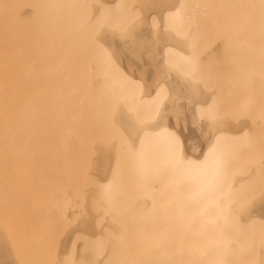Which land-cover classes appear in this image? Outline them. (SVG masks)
<instances>
[{
  "label": "bare ground",
  "instance_id": "6f19581e",
  "mask_svg": "<svg viewBox=\"0 0 264 264\" xmlns=\"http://www.w3.org/2000/svg\"><path fill=\"white\" fill-rule=\"evenodd\" d=\"M121 1L122 0H116L115 3L112 4L111 10L116 13L121 12L123 10ZM2 2L3 3L0 2V6L4 4V1ZM100 3L102 2L100 1ZM144 4L152 5L153 9H157V12L146 16V23L149 25V30L142 36L139 35L137 37L135 45L137 43L138 45L136 47H134L135 45L122 46L115 43V47L113 48L105 32V34H102L100 40H96L95 67H98L101 76L98 88L101 93L99 94L101 99L106 101L109 106L106 112H110L111 114L112 123L114 124L111 130L115 133V137L118 140L116 144L117 148L115 147L116 150L114 149L115 154L111 153L114 155V157L111 155L113 158L112 161H109L110 163L108 164L105 162V164V158L103 156L104 160L101 166H98L100 168L99 171L103 172L106 168H108V171L106 174L107 176L97 182V191L98 198L102 204L101 209H103L104 214L109 217L116 229H107L108 231L106 230L103 234L95 233L96 235H94V237H92L94 233H92L91 237L85 235L86 237H84L86 239L84 242L90 247L89 249L94 251L95 257L102 258L101 260L107 257V261L109 256L118 261H123L125 259L131 260L132 262L136 256L139 258L144 256V258L147 259L145 261L150 260L148 264H264V222L257 216V211L260 207L252 205V189L255 185V178L252 177L251 170L253 169L252 157L257 151L256 142L253 139L252 133L245 128L246 125H244L245 127H240L241 125L239 127L233 126L227 121L228 119H225L226 116L222 109L221 97L217 95L218 92L217 94L214 92L208 93L203 88V86H206L207 82H211L210 79L215 77L216 74L210 70L213 65H210V63L208 64V62L207 64H203L202 60L204 58L201 60L202 56L200 57L197 48L199 47L197 46L199 34L195 30V26L198 25L199 17H204L206 20L214 23L223 20L225 28L231 29L234 27L238 31L244 29L249 32L251 30V37L255 35L257 36H254L255 38L264 42V0H144ZM51 8L49 10H52ZM1 9H4L3 5ZM1 9L0 15L2 14ZM10 9L12 11L15 10L12 6ZM26 10H28V8ZM49 10L45 13L47 14ZM35 11L36 9L34 10V14ZM230 11L233 12L231 13ZM10 13L11 12H9V14ZM35 15L37 16V14ZM103 15H105V12H102L95 20H99L98 28H101L102 25H106L102 21L106 20V17H103ZM138 15L140 14L138 13ZM25 17L26 16H24V18ZM40 17L44 18V16ZM1 18L0 16V20ZM37 19L38 18H36V20ZM44 19L46 20V18ZM27 25H29V23ZM10 29V20H1L0 48L2 49L0 50V59L6 62L10 60H8L9 54L6 55L9 53L8 49L10 50L11 47V40L9 38L11 35ZM30 30L31 27L29 31ZM122 30H124V27L123 24H120L118 27L120 33H112L115 36L111 37L120 38ZM32 31L34 30L32 29ZM33 33L31 35H33ZM248 34L250 33H247V35ZM204 35L206 34L204 33ZM28 39L30 38L28 37ZM52 41L54 42V39H52ZM245 41H247V39ZM255 41L253 43H255ZM257 45L259 46V44ZM247 47H249V45ZM235 48L236 46L234 49ZM259 48H261V46ZM248 50H252V47H249ZM254 50H262L264 53V46L262 49ZM118 57L121 58V64L118 61ZM250 57L248 59L249 61H251ZM233 58L235 57H232V59ZM253 59L254 61L252 60L253 62L251 61V64H249L246 57L245 64L243 60H239L240 63H238L242 64V66H237L238 71L234 73L231 72L232 74L227 77L217 78L220 87L227 84L231 87L239 85L238 87H234L239 88L240 85H243L245 82L251 83L253 81L252 76H254L252 73L254 74V72H256L258 74V72L261 73L260 70H264V54ZM233 61H235V59H233ZM12 62L9 61L8 65H12ZM65 62H67V60ZM122 62L128 63L129 66L135 69V73L138 77H132L129 71L126 72L123 67H121ZM69 63L70 62H68V64ZM0 64L3 66L1 60ZM8 65L5 64V66ZM234 65H237V63ZM13 67L15 68V66ZM9 68L7 69L6 67V69L0 70V200L3 201L2 208L0 206V211L1 215L4 217L2 218L1 216L0 218L2 220L4 219V221L1 219L0 221L4 224L3 226H8L14 221L15 216L13 218V215H8L6 211L10 206L11 200L14 201V199H18L17 196L15 198V195H13L16 190L14 191L12 189L18 185L21 188L19 189L23 190V181H21V179H24L23 177L26 172L22 174V169L24 171L26 167L27 170H29V162L27 163L28 160L26 156L24 157V152L27 148H24L25 151L21 148V146H28L22 145L21 143H23L22 141L24 140L26 143L29 138L27 132L24 131L23 125L19 126L16 124L15 126L13 124L12 120L16 117L13 119L11 117H13L15 113H13L12 116L11 110H9L11 100L9 98L10 80L13 79V73L11 74ZM19 68L21 69V67ZM239 68L242 69L239 70ZM36 70H39V68ZM34 75V77H36L37 74ZM259 75H257L259 79L263 78L261 77L262 75ZM47 79L49 78L47 77ZM40 81L42 82V80ZM260 81L262 82V80H259L257 84ZM48 82L49 80L47 84ZM42 84H44V82ZM218 84L215 85L217 86ZM259 85L261 87V83H259ZM16 87H14V89ZM20 88L22 89V87ZM53 90L56 91V88ZM240 90H242V88ZM251 90H253V88ZM39 91L41 92V90ZM58 94L59 93H57V97L60 99ZM257 94L258 93L255 92L256 96H252V99L255 98V101ZM230 95L229 93V96ZM224 96L222 97L224 98ZM238 97L240 98V96ZM249 98L251 100V97ZM18 100H20V98ZM22 100L26 101V99ZM250 100H246L247 104ZM33 102H35V100ZM22 103L23 102L20 104ZM26 104L27 101L24 105ZM27 112L28 111H26V113ZM237 112L235 114H237ZM227 113L228 112H226V114ZM227 118L230 119L228 115ZM24 120L26 121L25 118L23 121ZM13 125L16 127L15 131ZM25 126L26 130L28 125L25 124ZM17 127L21 128L18 130ZM63 127L64 126H61V129H63ZM22 129L27 137H23L25 134L21 132ZM16 132L19 133L17 134ZM20 133L22 134L21 136ZM15 134L23 139L20 143L21 145L18 146L19 148L16 149L14 147V145L16 146L14 143L16 139ZM18 142L20 141L17 140V145ZM210 150L212 151L207 163L200 168L184 167L180 165L175 158L179 154L182 155L184 160L200 162L205 160V156L210 153ZM15 152L18 153L16 154L18 158L14 155ZM26 152H28V150ZM63 154H65V152ZM14 156L17 160L14 159ZM52 156L53 155L49 157L48 155L47 157L51 159ZM65 156L66 155H64V157ZM108 158H110V156ZM23 159L25 161L27 160L25 162L26 165L23 163ZM110 159L106 160L108 161ZM15 160L19 165L18 167H20V172L17 170L18 174L20 173L17 177H20V179L16 181L17 183H15L16 185L13 187L14 183L12 178L17 174V171H15L17 168L14 169L16 173L13 174V168L17 165L15 164ZM51 162L48 164H51ZM52 165L54 166H49L54 169L56 166L55 163L53 162ZM61 165L58 164L57 166L62 167L63 170V167L65 168V163L62 162ZM63 171L65 174L66 171ZM39 174L41 175L40 172ZM52 174H54L53 171ZM68 175H70V173ZM26 178V180H28V177ZM54 179V182H57L56 177ZM27 184L29 183L27 182ZM69 193H71V191ZM76 196L77 195H74V197ZM12 197L14 199H12ZM29 197L30 196H28L27 199H29ZM21 199L22 198L19 200ZM21 201H24V199ZM65 202L66 205H68L67 201ZM43 203L41 204L43 205ZM12 205L14 204H11V206ZM57 207L59 208V206ZM17 208L19 210V207ZM133 209L135 210L129 215L128 212ZM64 211L66 210L64 209ZM42 215L44 216V214ZM106 215L104 217H106ZM8 216H12V222ZM21 219L22 218L19 217L17 220L20 221ZM13 228L14 227H12V229ZM4 230H6V228H4ZM6 231L7 235L5 233L3 234L6 240L5 242L8 245L11 244V242H15V246H12L13 250L15 252L20 251L21 249L18 248L20 245L18 246L16 244L18 240H15L17 237L14 229L11 230L14 234L11 239L15 241H11L9 237L10 233H8L9 230L7 229ZM19 232L18 230V233ZM31 234L32 233H30V235ZM33 236L36 237V234H33ZM25 242L21 243L24 245ZM28 243H25L24 247ZM69 243H67V245ZM32 244L33 243H31V245ZM74 244L76 243L73 241L71 245L74 247ZM132 246L136 248L139 246L136 251L142 247V250H147V254H149L143 255L144 253H141L143 256L138 254L142 252L141 250L140 252L138 251V255H136L132 252ZM131 247L132 249H130ZM21 248L22 250L20 252L23 251V246ZM64 248L62 249L63 252ZM69 248L71 249V246L69 247L68 245V249ZM24 251V254L30 253L29 251L27 252L26 249ZM95 257L93 258L96 262L97 260H95ZM106 260L104 264L110 261L106 262ZM141 260H143V258ZM42 261L43 260H40V264L46 262L45 260ZM19 262L21 261L18 260V263ZM140 262L142 263V261ZM121 264H123V262Z\"/></svg>",
  "mask_w": 264,
  "mask_h": 264
},
{
  "label": "rangeland",
  "instance_id": "374dc122",
  "mask_svg": "<svg viewBox=\"0 0 264 264\" xmlns=\"http://www.w3.org/2000/svg\"><path fill=\"white\" fill-rule=\"evenodd\" d=\"M2 1H4V4H2L4 9H1L2 8L1 5L0 6V9L2 10V14L0 15L2 17L1 20H6V19L8 21L10 20V28H11L10 29L11 35L9 37L11 40V45H10L11 47L10 50L8 49L9 53H7L6 55L8 54L10 55V57L8 55V60L10 59L9 60L10 62L13 61L12 65L15 64L13 65L15 66V68L11 64L8 65L9 62L8 60H7L8 62H6L0 59L1 63L3 64V66L0 64V70L6 69V67L8 69L10 66L9 71L11 72V74L13 73L12 74L13 79L10 80L9 98L11 100L15 98L13 99L15 101L12 100L11 102L10 100L9 110H11L10 111L11 115L15 113V115L14 116L12 115L13 117H11L12 119L16 117L14 118V120H12L13 124L15 126L16 124H18L19 126L23 125L24 131L27 132V136L29 138L28 139L29 141L26 139L27 140L26 141L27 144H26L25 140L22 141L23 139L20 138L22 134L20 133L19 136L17 135L19 132L18 133L16 132L17 133L15 134L16 139L14 140L16 146L14 145V147L16 149L19 148L18 146H20L21 144L25 146L28 145L27 147L21 146V148L23 149L27 148L28 150V152H26L27 150L25 151L24 149L25 151L24 157L26 156L28 160L26 161L27 163L29 162V170H27L26 167L24 168V171L22 169V174H24L23 172H26L27 174L25 173V176L23 177L24 179H21V181H23L22 182L23 190H20L21 189L20 186L15 184L17 183L16 181L20 179V177H17L20 174V173L18 174L20 167H18L19 165L16 163L17 160L16 157L18 158L16 154L18 153L15 152L14 155L16 157L14 156L15 157L14 159H16L15 164L17 165L15 166V168H13V171L14 169L17 168L15 171L18 170L17 171L18 175L15 174L16 177L13 175L14 176L12 178L14 183L13 187L14 185L16 186L12 190L14 191L16 190L15 194L13 193V195H15V198L17 196L18 199L16 198L17 199L16 202V199L12 197V199H14L15 202L11 200L9 205L10 206L11 204L14 205H12L11 208L9 206L6 210L8 215H13V218L15 216L13 222H12L13 218L11 219L12 216H8V218L11 219L10 221L12 222V224H9L8 226L7 225L3 226L4 224L0 221L2 223V225L1 223L0 225L3 227L2 228L0 226L1 227L0 228V264H20V263L40 264V260L43 261L45 260L47 262L44 263L42 261L43 264H48V263L49 264H93V263L104 264L107 257L103 258V260H101L102 258L95 257L94 251L89 249L90 247L87 245L86 242H84L86 239L85 237L86 236L91 237L92 233H94L92 236L94 237V235H96L95 233L103 234L106 232L107 229L108 230L116 229V227L112 224L109 217L106 214H104L103 209H101L102 204L100 202V199L98 198V191H97L98 190L97 182H99V180L107 176L106 174L108 171V168H106V170H104L103 172L99 171L100 169L99 167L101 166L104 158H105L104 163L107 162L108 164L110 163L109 161H112L113 158L111 157V155L114 157L113 154H115V150L117 148L116 144L118 140L115 137L116 136L115 133L111 130L112 126L114 125L112 123V117L110 116L111 114L110 112L109 113L106 112L108 111L109 106L107 105L106 101L101 99V96L99 94L101 93V91H99L98 89L99 79L101 76L99 74L98 67H95L96 40H100L102 34L107 33L106 35H108V40L111 41L110 45L113 48L115 47V43L122 46L135 45L137 37L139 35L142 36L149 30V25L146 23L147 22L146 16L157 12V9H153L152 5H145L144 0H122L121 5L123 10L119 13H116L111 10L112 4L115 3L116 0H50L51 2L49 0L48 1L47 0H0L1 3H3ZM100 1L102 3H100ZM10 5L15 10L12 11L10 9L11 8ZM27 8L28 10H26ZM45 8L47 10L51 8L52 10H49L48 13L46 14L45 12H47V10ZM35 9H36L35 14H37V16L34 14ZM9 12L11 13L9 14ZM102 12H105V15H103V17H106V20H102V21L106 25L105 26L102 25L101 28H98L99 20L98 19L97 21L95 20L102 14ZM138 13L140 15H138ZM39 14L40 16H44L46 20L43 17H40ZM16 16L18 19L16 18ZM24 16L26 17L24 18ZM36 18H38L39 20L38 19L36 20ZM28 23L29 25H27ZM215 23L206 20L204 17H199L197 23L198 25L196 24L197 26H195L196 28L195 30L199 34L198 35L199 38L197 41L198 43L197 46L199 47L197 48L199 50L198 52L200 57L202 56L201 60L204 58L202 60L203 64H207L208 62V64L210 63V65H213L211 66L210 70H212L214 74H216L215 77H212L210 79L211 82H207L206 86H203V88L208 93L214 92L217 94L218 92L217 95L221 97L222 109L226 116L224 117L226 120L228 119L227 121L230 124L237 127H239L240 125H241L240 127H245L244 125H246L245 128L252 133L253 139L256 142V150H257L252 157L253 169L251 170V175L252 177L255 178V185L254 188L252 189V205H257V207H260L257 211V216L261 219L262 222H264V104H263L264 103L263 100L264 70H260L261 73L257 71L258 74L253 71L254 74L252 73V75L255 76V77L252 76L253 81L251 83L245 82L243 83V85L241 84L239 88H234V87H238L239 85L231 87L230 85L227 84H224L220 87V85L218 84L219 81L217 80V78L227 77L230 74L238 71L237 66L238 67L239 65L242 66V64H239L240 61L242 60L244 61L245 64V57L248 60L249 57L251 56L250 57L251 61L252 60L254 61L253 58H256L261 54L263 55L264 53L262 52V50L256 51L254 49H262V47L264 46V42H261L260 39L258 40L257 38H255L257 37L255 35H254L255 37L254 36L251 37L252 36L251 30L249 32L248 30L245 31L244 29L243 30L240 29L238 31L234 27L231 29L225 28L223 25V20H220L216 24ZM120 24H123L124 27V30H122L121 32V37L120 38L111 37V36H115L112 33H120L118 31V27ZM29 26L31 27L30 31H29L30 29ZM32 29L34 31H32ZM33 32L36 34H34ZM32 33L33 35H31ZM204 33L207 36L204 35ZM247 33L250 34L247 35ZM28 37L30 39H28ZM245 37L247 41H245L246 40ZM42 38L45 40H43ZM252 38L255 39L256 41L253 40ZM52 39H54V42L52 41ZM254 41L255 43H253ZM27 43H29L30 45ZM257 44H259V46ZM137 45L138 43L134 47H136ZM248 45L249 47H252V50H250L251 53L248 50L249 48L247 47ZM252 45L254 46L257 45V46L254 47ZM36 46L38 47V49ZM233 46L234 47L236 46V48L234 49ZM260 46L261 48H259ZM245 48L247 49V51ZM1 49L2 48H0V50ZM11 51L14 53V55ZM44 51L45 53L46 52L48 53L45 54ZM257 53L260 54L258 55ZM232 57H235L233 58L235 59V61H233ZM64 60L65 61L67 60V62H65ZM247 60L246 62L248 63L249 60L248 61ZM118 61L121 64L120 57H118ZM251 61H249V64H251ZM68 62L70 63L68 64ZM236 63L237 65H234ZM5 64L8 66H5ZM232 66L234 67V69ZM19 67H21V69ZM121 67H123V69L126 72L129 71L132 77H138V75L135 73V69L129 66L128 63L122 62ZM38 68L39 70H36ZM240 69L242 68H239V70ZM23 74H25L26 76ZM34 74H37L36 77H34L35 76ZM259 74H261L262 76ZM257 75L263 78L259 79ZM46 76L49 79H47ZM34 78L36 79L38 78V79L36 80ZM38 80L39 81L42 80V82L40 81V83L42 84L44 82V84L41 85ZM48 80L49 82L47 84ZM259 80H262V82L260 81L257 84V81ZM255 82L257 85L255 84ZM259 83H261V87ZM215 84L218 85L216 86ZM14 87H16L15 88L16 90L14 89ZM20 87H22V89ZM48 88H52V89H48ZM55 88L56 91L53 90ZM241 88L242 90H240ZM252 88L253 90H251ZM39 90H41V92ZM255 92L259 94V95L257 94L256 97V101L258 100L257 102L254 100L255 98L252 99V96L253 97L256 96ZM57 93H59L58 96H60V99H58ZM229 93L231 94L230 96ZM21 96H24L25 98ZM222 96H224V98ZM238 96H240V98ZM249 97H251V100ZM19 98L20 100H18ZM245 98L247 101L250 100L251 102L249 101V103L247 104ZM22 99H26L27 101L26 105H24L26 101ZM34 100L35 102H33ZM21 102L23 103L20 104ZM26 111L28 112L26 113ZM226 112L228 113L226 114ZM236 112L239 115L235 114ZM227 115L228 117H230V119L227 118ZM24 118L26 119V121L24 120L25 122L23 121ZM25 124L28 125L26 130H25L26 128ZM61 126H64L63 129H61ZM15 128L16 127H14V131ZM19 128L17 127L18 130ZM24 131L23 129L21 130L23 134H25ZM25 136L26 134L23 137ZM17 140L20 141L18 142V145H17ZM21 141L23 143H21ZM64 152L65 154H63ZM107 153L109 154L111 159L108 158L109 156ZM48 155L49 157H51V155L53 156L50 159L49 157H47ZM64 155L66 156L64 157ZM62 156H63V160H62ZM106 159H110V160L107 161ZM26 161L24 160L23 163H25ZM50 162L51 164H48ZM53 162L56 165L54 169L51 168L54 166L52 165ZM62 162L65 163L64 165L65 168L69 169L66 170L63 167V170L66 171L65 174L64 171L62 170V167L57 166L58 164L61 165ZM49 165H51V167ZM51 170L54 172V174H52ZM15 171L13 172V174L16 173ZM39 172L41 173V175L39 174ZM68 172L70 173V175H68L69 174ZM26 177H28V180H26L27 179ZM55 177H56V181L59 183L54 182ZM64 178L67 179V182L66 179ZM27 182L29 184H27ZM24 185L25 186L28 185V186L25 187ZM26 188H28L29 190ZM56 190L58 193L56 192ZM70 191L71 193H69ZM73 194L77 196L74 197ZM20 195L23 197H21ZM28 196H30L29 199H27ZM71 197L72 198L74 197L73 200ZM20 198H22L21 200L24 199L25 201L27 199L28 201L27 200L25 202L21 201L19 200ZM65 201H67L69 207L68 205H66ZM41 203H43V205ZM2 204L3 201L0 200L1 208H2ZM57 206H59L60 209ZM14 207L16 208V210ZM17 207H19V210ZM64 209L66 211H64ZM134 210L135 209L131 210L130 212H128V214L130 215ZM42 214H44L45 217ZM105 215L106 217H104ZM1 216L2 218H4L3 215H1V211H0V217ZM19 217L22 218L20 221L17 220L19 219ZM2 221H4V219ZM108 224H110L111 226ZM12 227H14L13 229L17 237L15 240L16 241L18 240L16 244L18 246L20 245L19 247L18 246L17 247L22 250L21 247L23 246V251H22L23 253L20 252L21 250L16 252L13 250L12 246H15V242L14 243L11 242V244L9 245L5 242L6 240L3 234L4 233L6 234L7 233L6 230L8 229L9 230L8 233H10L9 237L11 239L14 235L13 231L11 232V230H13ZM4 228H6V230H4ZM18 230L20 231L19 232L20 234L18 233ZM29 232L32 234L30 235ZM33 234H36V237H34ZM45 235L47 236V238ZM15 240L11 239V241H15ZM19 240L21 242L26 241L25 243L29 242L28 244H26L28 248L26 246L25 248L24 247L25 243L23 245ZM73 241L74 243H76L74 244V247L73 245H71L73 244ZM65 242L67 243L70 242L68 245L69 247L71 246V249L70 248L68 249V245ZM31 243L33 244L31 245ZM132 247L130 249H132V252H134L136 255L138 254L142 255L141 253H144L143 255L149 254V253L147 254V250L145 249L142 250V247L141 249L138 250L139 252L142 250V252L140 253L136 251L139 246L137 248L135 246ZM63 248H64V252L62 251ZM25 249L27 252L29 251L30 253L24 254ZM93 257H95V260H97L96 262L94 261ZM142 258L143 260H141ZM142 258L136 256V258L133 259L134 262L133 263L131 260L124 259L123 261L122 260L118 261L117 259L115 258L113 259L111 256H109L108 261L109 260L110 261L108 262L106 260V262H108L106 264H110L112 261L113 262L111 264L113 263L121 264L122 262L123 264H132V263L139 264L141 263L140 261H142L141 264L150 263L149 262L150 260L145 261L147 259L144 258V256ZM18 260L21 262L18 263Z\"/></svg>",
  "mask_w": 264,
  "mask_h": 264
},
{
  "label": "snow or ice",
  "instance_id": "6c2138e0",
  "mask_svg": "<svg viewBox=\"0 0 264 264\" xmlns=\"http://www.w3.org/2000/svg\"><path fill=\"white\" fill-rule=\"evenodd\" d=\"M211 151L212 150H210V153L205 156V160L204 161H200V162L192 161V160H184L182 155H179V154L175 158H176L177 162L180 165L184 166V167L200 168V167L204 166L207 163L209 155H211Z\"/></svg>",
  "mask_w": 264,
  "mask_h": 264
}]
</instances>
